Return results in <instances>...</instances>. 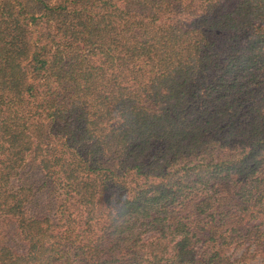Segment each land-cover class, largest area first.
I'll return each instance as SVG.
<instances>
[{"label": "trees", "instance_id": "trees-1", "mask_svg": "<svg viewBox=\"0 0 264 264\" xmlns=\"http://www.w3.org/2000/svg\"><path fill=\"white\" fill-rule=\"evenodd\" d=\"M0 264H264V0H0Z\"/></svg>", "mask_w": 264, "mask_h": 264}]
</instances>
